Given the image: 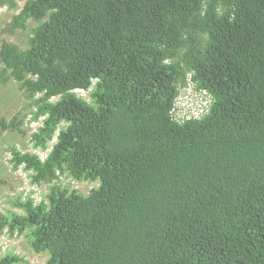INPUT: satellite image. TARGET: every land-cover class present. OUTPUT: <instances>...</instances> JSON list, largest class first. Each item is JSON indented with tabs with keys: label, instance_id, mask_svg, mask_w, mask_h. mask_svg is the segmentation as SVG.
Here are the masks:
<instances>
[{
	"label": "trees",
	"instance_id": "trees-1",
	"mask_svg": "<svg viewBox=\"0 0 264 264\" xmlns=\"http://www.w3.org/2000/svg\"><path fill=\"white\" fill-rule=\"evenodd\" d=\"M2 7L18 11L2 34L31 31L24 46L1 39L0 86L31 99V140L48 152L12 149L47 191L0 213L1 235L45 264H264V0ZM202 91L209 110L184 116ZM17 118L0 115V134L25 135ZM1 250L0 264L24 262Z\"/></svg>",
	"mask_w": 264,
	"mask_h": 264
},
{
	"label": "rangeland",
	"instance_id": "rangeland-1",
	"mask_svg": "<svg viewBox=\"0 0 264 264\" xmlns=\"http://www.w3.org/2000/svg\"><path fill=\"white\" fill-rule=\"evenodd\" d=\"M19 4L22 5L23 1H19ZM17 12L16 10L8 11L6 7L0 8V41L4 37H8V39L24 46L27 42V35L31 31L30 28L20 31L16 35L2 34L1 32L3 31L1 29L6 27L11 16ZM188 90L189 92L195 91L191 85L188 86ZM78 92L79 94L87 95V91L85 90H78ZM183 97H187L186 94ZM31 102V99L20 89L17 81L10 80L7 84L0 86V115L5 116L8 121L18 116V120H23L21 127L26 131L25 135L13 133L12 131H2L0 134V213H6L10 209L21 212V210L14 206L15 199L19 195L25 198L31 191H34L32 196L35 197L36 201H39L42 194L47 191L45 186L31 185L29 182V172L22 168L15 170L11 161V151L14 147L21 151L38 153L42 158L47 156L48 151L36 148L34 142L31 140V133L42 125L40 121L29 122V119L32 117L30 114ZM183 106L184 103L181 101L180 107ZM195 112L196 107H188L183 111V114L190 116L195 115ZM64 183L70 185L72 189H78L84 194H88L93 187L98 185L95 182L89 181L78 182L68 177L64 178ZM0 245L2 247L1 254L13 250L15 253L22 255L24 262L20 264H45L48 258L47 253H35L24 236H11L7 230L4 234H0Z\"/></svg>",
	"mask_w": 264,
	"mask_h": 264
},
{
	"label": "built area",
	"instance_id": "built-area-1",
	"mask_svg": "<svg viewBox=\"0 0 264 264\" xmlns=\"http://www.w3.org/2000/svg\"><path fill=\"white\" fill-rule=\"evenodd\" d=\"M203 94H206V92L205 91L195 92L192 101L188 103L189 107H196L195 115H192L193 117L198 118L209 110V109H207V107L209 105L208 99L203 98ZM195 99H197V100H195Z\"/></svg>",
	"mask_w": 264,
	"mask_h": 264
},
{
	"label": "clouds",
	"instance_id": "clouds-1",
	"mask_svg": "<svg viewBox=\"0 0 264 264\" xmlns=\"http://www.w3.org/2000/svg\"><path fill=\"white\" fill-rule=\"evenodd\" d=\"M6 230V229H5ZM16 236V235H15Z\"/></svg>",
	"mask_w": 264,
	"mask_h": 264
}]
</instances>
